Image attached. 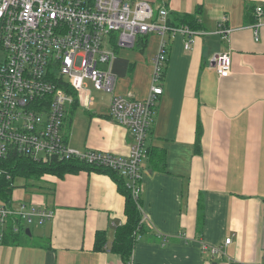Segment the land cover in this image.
I'll return each mask as SVG.
<instances>
[{"label": "crops", "instance_id": "1", "mask_svg": "<svg viewBox=\"0 0 264 264\" xmlns=\"http://www.w3.org/2000/svg\"><path fill=\"white\" fill-rule=\"evenodd\" d=\"M153 5L167 10L168 24L192 22L198 34L190 50L180 33L168 40L163 93L140 165L142 229L129 261L111 251L126 223L125 196L108 175L81 170L41 178L33 203L53 215L34 232L28 229L29 236L25 228L26 237L0 243V264H264V0ZM219 27L229 31L226 37L216 33ZM148 37L138 38L131 57L116 56V83L104 107L94 101L88 109L67 108L63 132L69 149L129 155L132 137L108 109L115 96H148L159 36ZM219 53L231 59L226 78L211 63ZM97 233L106 239L99 251ZM201 243L221 247L222 255L201 253Z\"/></svg>", "mask_w": 264, "mask_h": 264}, {"label": "built area", "instance_id": "2", "mask_svg": "<svg viewBox=\"0 0 264 264\" xmlns=\"http://www.w3.org/2000/svg\"><path fill=\"white\" fill-rule=\"evenodd\" d=\"M155 10L145 1L0 0V178L11 180L12 168L21 160L46 164L78 159L117 173L132 199L139 200L140 165L147 156L146 138L154 124L156 101L163 93L168 40L180 33L187 38L185 50H190L198 34L186 26L169 25L167 10ZM255 13L261 15L262 8H255ZM219 28L216 33L226 37L229 31ZM151 33L159 36V43L148 96L141 101L115 96L108 109L109 118L132 137L129 155L80 154L69 149L63 132L67 108L88 109L95 104L88 82L98 91L112 93L118 49H131L139 37ZM253 34L257 41L256 29ZM106 40L112 52L104 51ZM211 63L220 78L228 77V53L213 56ZM52 215L27 202L15 203L11 197L9 204L0 201V231H5L9 220L15 222V233L25 223L35 220L41 225ZM229 243L227 239L224 245ZM200 249L210 257L222 255L219 246L201 243Z\"/></svg>", "mask_w": 264, "mask_h": 264}, {"label": "trees", "instance_id": "3", "mask_svg": "<svg viewBox=\"0 0 264 264\" xmlns=\"http://www.w3.org/2000/svg\"><path fill=\"white\" fill-rule=\"evenodd\" d=\"M173 24L174 22L169 25L174 26ZM183 24H185V26L187 25L190 29L195 30L192 22L182 21L181 25ZM12 169L11 180L8 181L5 180L6 178H0V201L7 204L10 203L14 189L11 185L14 183L16 177H21L27 181L39 184L41 178L45 175H53L61 178L65 174H75L81 170L108 175L117 184L116 187H118L119 192L123 194L127 200L125 205L126 223L124 226L117 229L111 251L119 254V257H121L124 262L129 261L135 235L139 232V229H142L141 225L139 226L141 221V215L138 209L139 200L134 201L132 199L129 190L126 188L125 181L117 173L110 170L96 169L78 159H71V161H52L46 164H36L21 160L18 162V165ZM14 223V220H9L7 222L6 229L2 232L3 234L0 238V243H12L16 239V236L19 234L21 235V229H19V232L14 233ZM23 235H25L24 232ZM12 238L14 240H12ZM105 243V236L102 233H97L95 250H102Z\"/></svg>", "mask_w": 264, "mask_h": 264}, {"label": "rangeland", "instance_id": "4", "mask_svg": "<svg viewBox=\"0 0 264 264\" xmlns=\"http://www.w3.org/2000/svg\"><path fill=\"white\" fill-rule=\"evenodd\" d=\"M131 1H135V0H131ZM149 3H151V5L154 8V5L157 0H153V1H148ZM152 35H156V34H152L150 35L151 38ZM150 46H153V44L151 45V43L148 44V49H154L151 48ZM157 50V49H156ZM104 51L106 52H112L113 51V46L112 44H109V42L104 41ZM131 49L129 50H123V49H118V53H116L117 57H122V58H129L132 56V54L130 53ZM123 55V56H122ZM88 90L90 91V94L92 95V97L94 98L95 101V106L96 107H104L110 98V93H105L102 91H98L96 89H94V87L92 86V84L90 82H88ZM81 109L76 110V113H80ZM37 183L31 182V181H27L21 177H16L14 180V189H13V194H12V200L16 203H26V200H29V205H32L34 207H36V205L33 203L34 199V193H38L39 192V186L36 185ZM35 202V201H34ZM141 225V222L139 223V226ZM37 226L36 221H32L31 225H27L26 223L23 224V230L21 231V236L20 237H26L23 236V232L24 229L27 228L29 230H32V232H34L33 230H35Z\"/></svg>", "mask_w": 264, "mask_h": 264}, {"label": "water", "instance_id": "5", "mask_svg": "<svg viewBox=\"0 0 264 264\" xmlns=\"http://www.w3.org/2000/svg\"><path fill=\"white\" fill-rule=\"evenodd\" d=\"M25 233H26V235H30V233H29V230L27 229V230H25Z\"/></svg>", "mask_w": 264, "mask_h": 264}, {"label": "bare ground", "instance_id": "6", "mask_svg": "<svg viewBox=\"0 0 264 264\" xmlns=\"http://www.w3.org/2000/svg\"><path fill=\"white\" fill-rule=\"evenodd\" d=\"M6 180V179H5Z\"/></svg>", "mask_w": 264, "mask_h": 264}]
</instances>
